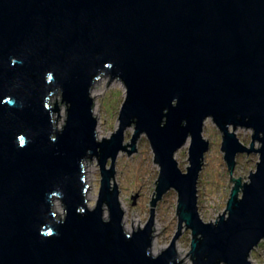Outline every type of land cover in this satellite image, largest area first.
Listing matches in <instances>:
<instances>
[{"label":"water","instance_id":"water-1","mask_svg":"<svg viewBox=\"0 0 264 264\" xmlns=\"http://www.w3.org/2000/svg\"><path fill=\"white\" fill-rule=\"evenodd\" d=\"M105 75L126 99L118 131L101 140L92 93ZM208 119L234 182L210 223L198 204ZM143 135L160 175L150 219L130 234L116 162ZM190 139L185 173L176 155ZM240 154L259 158L249 181L232 177ZM172 190L177 233L155 256L157 204ZM188 230L193 264H253L264 242V0H0V264H184L177 244Z\"/></svg>","mask_w":264,"mask_h":264},{"label":"rangeland","instance_id":"rangeland-1","mask_svg":"<svg viewBox=\"0 0 264 264\" xmlns=\"http://www.w3.org/2000/svg\"><path fill=\"white\" fill-rule=\"evenodd\" d=\"M111 80L110 76L105 75L95 83L93 98H95V117L99 120L98 134L99 138H111L113 133L118 131L119 114L122 104L126 99V88L122 81L117 79ZM109 83V84H108ZM60 102L59 96L52 97L51 104ZM62 119L59 121V127L64 125L65 111L62 110ZM58 115L55 116V119ZM203 137L210 142V150L205 155V164L199 177L198 184V204L199 213L206 223L215 222L219 216L227 209L228 200L230 199L234 182L228 170L227 163L222 152L223 137L212 119L206 120ZM135 133L134 128H129L125 134V144L132 143L131 139ZM251 130L239 129L237 136L240 137L242 143L249 146L252 140ZM191 139L180 149L176 155L179 161L180 169L186 173L187 167L190 166ZM130 150V149H129ZM137 153L129 156L128 153L121 152L117 159L116 179L119 185L122 207L125 210V224L130 228L132 234L135 229L144 227L150 219L152 209L151 202L157 187L155 182L160 175L159 167L154 162V152L151 149L150 141L146 135L141 136L137 145ZM259 158L255 154L250 156L240 154L237 157V165L235 173L232 177L242 178L249 181L251 170H256ZM111 164V163H110ZM85 175H87L89 186L88 200L89 206L94 208L99 200V192L101 188V170L100 164L96 159L87 160L85 163ZM178 194L174 190L168 192L156 208V240L154 242V255H159L167 250L171 244L178 229L177 205ZM60 211L62 214L58 217H64V210L60 203ZM108 216V212H106ZM133 223V227H132ZM139 225V228H138ZM191 231H185L178 240V248L184 259V264H193L188 253L191 251ZM188 255V256H187ZM253 264H264V242L251 254ZM186 262V263H185Z\"/></svg>","mask_w":264,"mask_h":264},{"label":"bare ground","instance_id":"bare-ground-1","mask_svg":"<svg viewBox=\"0 0 264 264\" xmlns=\"http://www.w3.org/2000/svg\"><path fill=\"white\" fill-rule=\"evenodd\" d=\"M95 87V86H94ZM95 89V88H94ZM94 91V90H93ZM92 96H93V93H92ZM98 138H99V134H98ZM100 139V138H99ZM86 167H87V165H85ZM86 180H87V182H88V178H87V175H86ZM88 197V196H87ZM54 209H55V212H57V214L58 215H60V214H62V212L60 211L61 209H60V202L58 201V200H56V202L54 203ZM125 222V221H124ZM125 224V223H124ZM125 228H126V230L127 231H129L130 232V228H128L126 225L124 226ZM177 248H178V246H177ZM178 255H179V259H184V257H182L181 255V252H180V250H179V248H178ZM186 262H187V260L186 259H184ZM185 262V263H186Z\"/></svg>","mask_w":264,"mask_h":264}]
</instances>
